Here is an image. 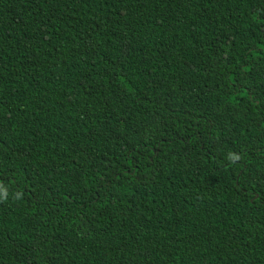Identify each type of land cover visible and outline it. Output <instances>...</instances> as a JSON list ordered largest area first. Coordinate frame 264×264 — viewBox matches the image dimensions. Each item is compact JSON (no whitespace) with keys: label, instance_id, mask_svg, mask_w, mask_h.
<instances>
[{"label":"trees","instance_id":"1","mask_svg":"<svg viewBox=\"0 0 264 264\" xmlns=\"http://www.w3.org/2000/svg\"><path fill=\"white\" fill-rule=\"evenodd\" d=\"M0 264H264V0H0Z\"/></svg>","mask_w":264,"mask_h":264},{"label":"clouds","instance_id":"2","mask_svg":"<svg viewBox=\"0 0 264 264\" xmlns=\"http://www.w3.org/2000/svg\"><path fill=\"white\" fill-rule=\"evenodd\" d=\"M229 158L233 159V160H236V159H239V156H237L235 154H230ZM5 199H6V197H5Z\"/></svg>","mask_w":264,"mask_h":264}]
</instances>
